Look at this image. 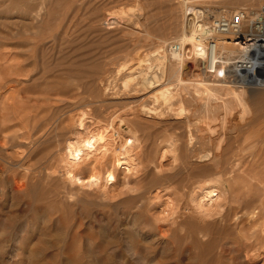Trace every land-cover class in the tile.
I'll return each mask as SVG.
<instances>
[{
	"label": "rangeland",
	"instance_id": "1",
	"mask_svg": "<svg viewBox=\"0 0 264 264\" xmlns=\"http://www.w3.org/2000/svg\"><path fill=\"white\" fill-rule=\"evenodd\" d=\"M263 5L0 0V264H264V87L180 41L198 10ZM92 133L114 148L75 160Z\"/></svg>",
	"mask_w": 264,
	"mask_h": 264
},
{
	"label": "bare ground",
	"instance_id": "2",
	"mask_svg": "<svg viewBox=\"0 0 264 264\" xmlns=\"http://www.w3.org/2000/svg\"><path fill=\"white\" fill-rule=\"evenodd\" d=\"M262 7H264V5ZM258 10L259 9H256L254 11H249V14L253 15L254 12H256ZM192 26L194 27L193 29L190 28L188 31L185 30V31H187L186 32L187 34L184 33L182 35V37L180 38V41L181 42L185 41L186 43H188V45L190 47L193 46V44L195 43V44L201 45L205 49L204 52L206 53V56L202 60H204V62L206 63L205 67H206V69H208L207 71H212V73L215 74V73H217L219 71L218 70L219 67H221L220 71H224L227 74L226 79H227L228 83H230V84L232 83L231 85H233L235 83L237 85L239 84L238 86H240V84H241L244 88H261V87H264V58L260 59V61H262V62L259 61V63H254L249 68H246L245 70H242V71H237L234 68L232 69L231 65H230V68H229V63H230L231 56L237 54L238 46L234 42L235 41V35H232L231 33H227V34H224V35H221V36L218 37V39L216 41V46H215V50L213 52V55L208 60L209 54H208L207 45L203 41H198L195 38V30L199 29L200 25L194 23ZM162 49H163L162 46H161V48H158L157 50L154 49L155 51H157L156 54L155 53H154L155 55L151 54L154 57V59H156V61L164 62V60H166V56L162 53V51H163ZM169 52L171 54V57H172L171 59L172 60L179 61V59H180L179 54H181V53H177L175 51H169ZM262 53H263V57H264V51ZM198 55L199 56L203 55L202 51H199ZM214 62H217V64L214 63ZM161 65H162V63H161ZM162 67H164V66H162ZM2 74H4V73H2ZM130 76H132V75H130ZM147 77L144 76L143 78L146 79V81H148ZM2 78H4L5 81H6V77L5 76H2ZM2 78H1V82H0V89L4 86V83H3L4 81H3ZM166 97H167V95H166ZM169 97L172 98L171 96H169ZM161 99L165 101V99H163V98H161ZM167 100H169V99H167ZM3 106H4V104H3ZM3 106L1 107V109L3 108ZM2 118H4V117L1 116V119ZM102 135L103 134H100V133H98V134L92 133L90 135V137L88 139H86V140H82L81 138H78L76 143H75V145H74V149H73L75 160L76 159L77 160H79V159L81 160L82 157L89 156L97 148L102 149V151L104 153L107 152V151H110L109 149L114 148V146H113L114 142L111 139H108L107 141L105 139L104 142L101 143L103 141L102 140L100 142V145L98 146L99 140L102 139V138L104 139V137H105L104 135L103 136ZM100 136H101V138H100ZM204 143H206V142L204 141ZM96 146H97V148H96ZM117 152L118 151L115 150V156L113 155V158H115V160L117 162H119L121 165L122 164L126 165L127 163H128V165H130L129 163L132 161L131 155L127 154L126 152H120L119 154ZM112 177L113 176H112L111 173H107V177L105 179L106 183H112V181L110 180V179H112ZM216 188L217 187H214V186H209L208 188H204L201 191V193L197 196V198L196 199L194 198L195 199V211L200 216L205 217V216H208L211 213L216 212L215 209L218 208L217 203H218V201L220 199L219 198L220 195H218V192H217L218 190ZM168 212H170V211H168ZM169 215H170V213H169Z\"/></svg>",
	"mask_w": 264,
	"mask_h": 264
},
{
	"label": "built area",
	"instance_id": "3",
	"mask_svg": "<svg viewBox=\"0 0 264 264\" xmlns=\"http://www.w3.org/2000/svg\"><path fill=\"white\" fill-rule=\"evenodd\" d=\"M189 21L200 25L199 29L195 30V38L207 45L208 60L213 55L218 37L227 33L235 35L234 42L238 46L237 54L231 56L229 68L231 65L232 69L242 71L264 58L262 53L264 51V7L254 12L253 15H250L246 8L219 15L207 10H198L192 13ZM167 51L183 53V45L179 42L169 43ZM214 63L217 64V62ZM205 64H203V69L212 73V71H207Z\"/></svg>",
	"mask_w": 264,
	"mask_h": 264
}]
</instances>
